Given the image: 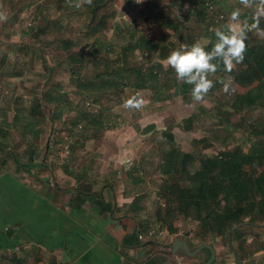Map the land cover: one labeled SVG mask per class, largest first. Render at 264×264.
I'll return each mask as SVG.
<instances>
[{
    "label": "rangeland",
    "instance_id": "rangeland-1",
    "mask_svg": "<svg viewBox=\"0 0 264 264\" xmlns=\"http://www.w3.org/2000/svg\"><path fill=\"white\" fill-rule=\"evenodd\" d=\"M75 3L76 0H72L70 6L67 0H0V11L7 15L6 21H0V167L6 166L14 172L20 161L18 176L25 178L24 174L27 179L33 180L39 179L35 174L42 162L51 165L52 177L54 169H61L62 166L72 169L82 162L91 164L92 170L87 169L86 174L91 170V175L96 179L99 178L93 169L97 165L96 153L106 161L115 155L116 160L125 165L134 157V177L142 179L143 184L133 192L150 194L151 200L147 201V206L150 203L152 222H157L156 211L159 208V223L152 224L150 230L167 232L168 225L176 230L175 234H165L164 238H160L168 243L164 259L167 263L178 264L170 253L171 239L185 233H189L192 245H199L200 239L195 238L198 223L183 218L174 204L170 207L167 203L170 195L167 188L173 184L181 188L187 186L184 175L178 173V154L175 160L167 159V152L174 147L177 153L180 149L181 154L192 153L195 161L189 163L188 170L193 173L201 157H212L235 148L246 153L253 144L264 145V108L257 107L241 115H233L228 110V100L233 93H225L223 85L212 89L202 101H193L191 92L186 95L179 93L178 83L181 81L177 79L174 69L166 66L164 61L182 45L208 39L206 33H212L217 28L222 30L226 24H230V14L234 9H240L241 22L251 17L255 9L245 8L239 0H104V8L93 22L97 25L100 19L106 18L107 29L98 31L92 37L88 33L94 26L90 21L92 14L86 7L88 5L77 8ZM204 4L206 9L202 10ZM150 5L162 13L158 25L153 24L152 16L159 13L155 9L149 10ZM197 11L202 12L204 19L195 14ZM260 28L264 29V18L260 21ZM250 35V39L257 43L264 40V36L256 32H250ZM139 37L152 40L159 45V49L151 52V57L139 50L128 51L125 54L127 62L130 66L143 69L162 65L164 70L160 72L162 77L156 84V90H137L125 80L123 82L127 87L122 88L123 82L119 81L114 90L98 93L100 96L96 104L78 94L72 83V70L81 79L91 80L98 74H105L106 67H109V64H102L101 59H108L110 64L113 62L114 68L126 67L119 59L125 47L133 45ZM64 41L71 44L68 50L61 46ZM202 43L208 44L209 39ZM102 44L110 45V52L97 57L101 64L96 63V67L93 66L94 60L83 63L81 67L69 63L68 57L71 55L89 59L91 52ZM223 79L222 75L218 80L215 78V85H220ZM53 86H58L57 96L68 100L75 109L82 108L98 115L103 129H97L95 138L84 139V135H93L94 129L83 133L78 127L76 135L69 134L68 121L74 117V112H64L61 120L52 127L49 125L46 120H49L50 110L54 107L47 106L43 100L45 92ZM188 86L191 90L192 86ZM245 91L246 88L240 89L241 93ZM133 98L142 101L141 105L126 107V103ZM34 102L41 104L39 111H31ZM15 117L18 122L16 119L14 121ZM239 117H243L245 122L241 123ZM188 118L192 120L189 131L183 126ZM238 124L241 127H237ZM250 125L256 129L257 136L250 135ZM168 132L175 137L171 143L165 138ZM142 138H146L144 142H141ZM197 139H202L199 142L201 146L197 145ZM30 151L37 152L35 163L28 161ZM78 158H81V162H78ZM168 161L175 163L176 171L164 174L162 165ZM62 169L67 170L65 167ZM245 169L250 171L247 167ZM104 171L106 174L107 171ZM259 172L260 169L255 175ZM167 207L173 211L167 222H163ZM237 230L245 242L242 243L232 232L228 235H233L229 245L226 235L209 236L204 241L217 248L218 258L224 259L225 264L235 260L230 247L235 251L239 249L245 255L244 264H264V220L257 219L249 224L246 218ZM197 262L195 260L194 263Z\"/></svg>",
    "mask_w": 264,
    "mask_h": 264
},
{
    "label": "crops",
    "instance_id": "crops-1",
    "mask_svg": "<svg viewBox=\"0 0 264 264\" xmlns=\"http://www.w3.org/2000/svg\"><path fill=\"white\" fill-rule=\"evenodd\" d=\"M230 21L234 26L242 23V19L233 21L230 18ZM221 75L226 77L223 71L213 77L218 80ZM256 84L246 88L245 93L240 92L241 88L245 89L242 86L233 84V88L237 95H245ZM228 101L231 103L232 98ZM198 140L197 145L201 146ZM182 154L192 155L190 152ZM108 158L106 161L96 153L97 165L93 168L99 175L96 179L91 175V164H83L81 158H78L81 163L72 169L66 166L54 169L53 177L51 165L42 162L38 166L41 170L35 174L39 179L33 180L24 174L25 178L18 176L20 161L14 172L6 166L0 167V264H170L164 259L168 243L162 239L167 232L162 238L153 240L132 237L138 229L146 232L152 224L159 223L151 221L150 203L143 212L127 214L133 199L144 194L133 192L143 184L142 179L134 177V157L127 165L118 162L115 155ZM87 169L91 170L86 174ZM147 195L149 202L151 197ZM139 235L144 237L145 233ZM174 239H171V246ZM188 242L191 244L190 236ZM227 243L229 245L230 241ZM201 244L212 245L200 240ZM213 249L215 260L212 264H225L224 259L218 258L217 248ZM170 253L178 264H195V260L180 253L174 255L172 250ZM204 253L206 259L197 264L209 259V251L205 249ZM242 256L239 258L244 264L246 259ZM234 259L229 264H238Z\"/></svg>",
    "mask_w": 264,
    "mask_h": 264
},
{
    "label": "trees",
    "instance_id": "trees-1",
    "mask_svg": "<svg viewBox=\"0 0 264 264\" xmlns=\"http://www.w3.org/2000/svg\"><path fill=\"white\" fill-rule=\"evenodd\" d=\"M206 4V3H205ZM205 4L201 6L202 10L206 9ZM214 4V3H213ZM104 0H93L91 5L86 6L91 13V23L94 25L92 31L88 32L92 37L98 31L106 30V18L100 19L97 25L94 24L97 14L101 12L104 8ZM151 6V5H150ZM157 9L155 7H150L149 10ZM148 13H153L148 11ZM159 13V11H157ZM113 17L115 16L112 13ZM197 16H202L201 11L195 13ZM162 13L155 15L153 13L152 22L155 25L161 23L160 18ZM112 17V18H113ZM224 29V27H223ZM222 29V30H223ZM214 33H206V37H209V48L211 43H214L215 37ZM251 35L249 33L247 43V51L245 59L242 63L236 65L231 73H226L221 68L225 75H231L234 80V84L243 86L244 88L250 87L252 84L257 83L255 87L249 89L245 95H237L235 90L232 91L233 97L231 103H229L228 110L230 113L241 114L245 111L262 107L264 108V40L261 43L252 41ZM251 40V41H249ZM70 43L64 41L62 42V48L68 50L70 48ZM11 47H15L12 45ZM159 45L154 43L152 40H148L145 37H139L136 39L133 45H128L125 47L122 58L125 66L113 67V62L105 59H101V63L106 67L105 74H98L95 78L91 80H83L79 77V74L72 70V75L74 77L72 83L77 89L79 95L84 99H90L92 104H96L99 101L98 93L100 92H110L117 88L120 82L127 80L131 82L132 87L137 90L143 89H155L156 84L160 81L163 71V67L160 64L149 68H142L137 66H130L127 62L126 52H134L139 50L142 54L146 56H152L151 52H157ZM110 45L104 46L99 45V48L91 52V56L86 60L84 58H77L73 55L69 56V63L74 65H81L85 62H93V66L96 67V63H100L97 60L99 55H107L110 51ZM100 63V64H101ZM43 66L48 68L45 63ZM109 71V72H108ZM218 71V72H220ZM218 72L216 74H218ZM133 82V83H132ZM182 82V81H181ZM179 84V93L186 95L191 92L189 86L182 82ZM122 88L127 87L126 83H121ZM192 86V85H190ZM58 86H53L48 89L44 94V102L47 106L54 107L50 110L49 120H46L52 127L56 121L61 120L64 112L70 113L74 112V117L68 121L70 125L69 134L76 135V128H81L84 132L90 129H94L93 135H84L85 140H91L95 138V133L97 129H103V122L99 119L98 115H93L90 111L79 108L75 109L71 103L64 99L61 95L57 96ZM97 96V97H96ZM41 104L34 102L32 110L39 111ZM29 111V112H31ZM98 114V113H97ZM230 114V116H232ZM102 117L101 113L99 115ZM229 116V117H230ZM192 118V117H191ZM191 118L185 120L184 129L189 131ZM17 120V117L14 118ZM243 117H239L241 123ZM18 122V120L16 121ZM229 122V120H228ZM240 124L237 125L239 127ZM241 127V126H240ZM250 135L257 136L258 133L253 125H250ZM75 132V133H74ZM38 136V132L35 134ZM93 136V137H92ZM165 138L168 143H171L174 139V135L171 132L165 134ZM202 142V139L198 140ZM206 147V146H205ZM167 159H176L178 154V173L184 175V180L187 186L183 188L177 186V184L171 185L167 188L169 192V197L167 198L168 205L174 204L178 214L183 215V218H190L198 223V232L195 237L204 241L206 237H222L229 232V234H235V237L241 239L242 243L245 242L242 239V235L239 233L235 227L241 226L244 220L248 218L249 224L254 223V221L264 220V145L261 143L253 144L249 147L248 151L245 153L241 149L235 148L223 152H219L217 155L212 157H201L199 160L198 168L190 173L188 170V165L192 161H195L192 155L177 153L174 147L170 148L167 152ZM37 158V152L30 151L28 155V161L35 162ZM174 159V160H175ZM163 167L164 174H171L176 171L175 163H166ZM249 168L247 171L245 168ZM260 169L258 175H255L257 170ZM148 196L145 194L139 195L133 199L131 204L127 209L128 215L138 214L143 212L147 208ZM173 209L167 207L166 217L163 222H167L169 215L172 214ZM157 221H159V213L157 212ZM248 224V223H245ZM150 229L142 230L138 229L133 238L137 239L139 233H145L144 239L147 232ZM168 234H175L176 230L172 225H168L166 228ZM233 236V235H232ZM232 236H228L227 240L231 242ZM148 240V239H147ZM243 249V247H240ZM236 253L240 258L243 256L239 253V249H236ZM245 256V255H244Z\"/></svg>",
    "mask_w": 264,
    "mask_h": 264
},
{
    "label": "clouds",
    "instance_id": "clouds-1",
    "mask_svg": "<svg viewBox=\"0 0 264 264\" xmlns=\"http://www.w3.org/2000/svg\"><path fill=\"white\" fill-rule=\"evenodd\" d=\"M72 4V0H67ZM93 0H76L75 7L79 8L83 4L91 5ZM245 8H253L255 11L251 17L246 18L238 26L226 24L224 29L217 28L214 33L215 41L208 44L202 43L208 39L198 40L191 45H182L173 50L164 61L166 66L174 69L178 80L192 85L191 97L193 101H202L215 86V81L210 77L223 69L226 73H231L236 65L242 63L247 51L248 35L256 32L264 36V29L260 28V21L264 18V0H239ZM240 9H234L230 18L233 21L240 19ZM7 15L0 11V21H6ZM223 91L229 93L234 91V80L231 75L220 81ZM135 102V103H134ZM142 101L137 98L129 100L127 106H140ZM165 232V231H164Z\"/></svg>",
    "mask_w": 264,
    "mask_h": 264
},
{
    "label": "water",
    "instance_id": "water-1",
    "mask_svg": "<svg viewBox=\"0 0 264 264\" xmlns=\"http://www.w3.org/2000/svg\"><path fill=\"white\" fill-rule=\"evenodd\" d=\"M237 228L238 227H236L235 229ZM188 237H189V233H185L183 236L176 237L172 242V246H171L172 253L174 255L180 253L188 259L198 260L199 262H203L204 259H206V255L204 253V250L206 249L209 251L210 257L203 264H212L213 261L215 260V251L212 245L201 244L193 248L191 244L188 242ZM232 251L234 253V256L238 264H242L237 253L233 249Z\"/></svg>",
    "mask_w": 264,
    "mask_h": 264
},
{
    "label": "built area",
    "instance_id": "built-area-1",
    "mask_svg": "<svg viewBox=\"0 0 264 264\" xmlns=\"http://www.w3.org/2000/svg\"><path fill=\"white\" fill-rule=\"evenodd\" d=\"M209 8H211V6H209ZM164 234H165V232L162 231V230H157V231L149 230V231L147 232V234H146V237H147L148 240H149V239H150V240H153V239H155V238L163 237ZM138 239H139V240H143L144 237L141 236V235H139V236H138Z\"/></svg>",
    "mask_w": 264,
    "mask_h": 264
}]
</instances>
